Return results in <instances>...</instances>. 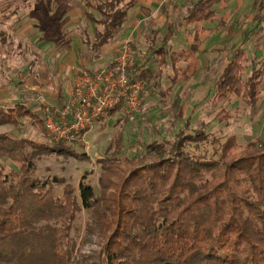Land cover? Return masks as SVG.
Instances as JSON below:
<instances>
[{
  "label": "trees",
  "instance_id": "1",
  "mask_svg": "<svg viewBox=\"0 0 264 264\" xmlns=\"http://www.w3.org/2000/svg\"><path fill=\"white\" fill-rule=\"evenodd\" d=\"M221 1L189 0L164 33L152 31L147 46L157 70L147 68L136 75L141 66L135 65L133 77L143 78L164 97L187 70L177 63L195 65L199 43L212 32L202 23L212 19ZM134 4L135 0H86L92 12L86 11L85 17L95 25L91 36L82 37L89 61L117 38ZM184 26L192 27L194 42L186 50L172 51L168 42ZM243 60V51L236 50L216 80L213 98L240 96L253 116L264 65L251 59L243 77ZM163 75L170 83L164 90ZM153 77L158 85L151 82ZM117 112L109 110L102 120ZM229 118L223 110L215 115L219 121ZM43 120L24 102L0 105V126L22 127L27 121L45 130ZM171 137L142 144L141 153L130 158L119 155L120 128L112 153L97 159V189L81 180L76 193L58 177L39 178L33 159L55 152L85 158V153L64 141L28 152L33 141L0 133V264H73L76 241L71 231L82 208L92 213L89 229L96 227L104 238L96 264H264V139L238 151L235 135L222 139L205 130L190 132L189 119Z\"/></svg>",
  "mask_w": 264,
  "mask_h": 264
},
{
  "label": "rangeland",
  "instance_id": "2",
  "mask_svg": "<svg viewBox=\"0 0 264 264\" xmlns=\"http://www.w3.org/2000/svg\"><path fill=\"white\" fill-rule=\"evenodd\" d=\"M18 1L20 0L15 1L14 7L19 4ZM188 1L158 0L160 10L167 8L170 13V17L166 19L164 13L167 11H162V17L165 20L163 19L160 24H157L158 28L163 30L165 27L163 22L173 21L182 15ZM9 2L10 0H0V6ZM239 4L241 5L240 11L234 13ZM221 5L222 3L220 2L214 6L215 13L217 11L219 16L229 14L228 18L225 19V25L230 24L231 28L235 26L237 31L234 34L238 36V42L241 41L243 36L242 26L248 28L253 26L264 12V0H229L224 6ZM236 13L239 15L237 16ZM241 14L243 15L241 16ZM248 17H251L250 21ZM216 24L217 22L215 21L208 24L213 29V33L208 38V41L202 44L201 49L203 50L196 52L198 68L193 71L185 82L179 83L167 94L164 104L161 102V95L157 89L148 87L146 83V93L139 112L132 114L121 112L106 121L99 120L85 133V139L80 138L70 144L80 153H85V158H77L56 152L36 154L33 159L36 165V175L41 179L58 177L63 180L64 184L74 186L76 193H78V184L81 180L97 189L98 175L100 173L97 159L112 153L114 137L120 128L123 131V146L119 155L130 158L141 153L142 144L153 139L161 140L173 136L184 126V122L188 119L190 132L205 130L222 139L228 135H235L240 145L238 151L257 138L264 139V78H262L261 93L253 116H251L247 105L240 96L231 94L220 101H215L213 98L216 80L238 46L236 40L225 29L217 30L215 28ZM184 28L181 32H176L175 39L172 38L170 40L168 44L170 47L172 46L176 49L173 40L177 47L183 44L187 46L185 38L192 36V27L187 26ZM141 30L143 33V28ZM128 32L129 30H124L121 34H118L117 39L121 37L123 40L121 39L118 43L116 50L122 41L128 39ZM17 40L18 38L15 36L13 38V46L16 45ZM135 45H133L136 50L135 65H142L145 63L143 61L145 59L149 60L147 66L155 69L157 61L154 57L148 55L145 45ZM251 51L253 49L250 47L246 49L247 59L242 61L246 66L243 77H246L250 71L249 59ZM22 58H28V56L24 54L23 57L20 56L18 58L16 63H19V66L22 64ZM2 74L4 76H0V89L6 88L3 83H5L7 77H5V72ZM11 75L13 77L11 79L12 83L19 80L14 75V72H11ZM151 80L153 82L154 79L151 78ZM161 84L163 90L169 86V81L164 75L162 76ZM14 85L11 84V89L16 93L19 90V84L15 82ZM16 95L20 96L19 94ZM4 98L8 100V94L3 91L0 94V100ZM1 104H4V102H0ZM37 106L38 104L34 107ZM37 108L39 109L40 107L38 106ZM220 110L228 113L230 118L222 121L216 120L215 115ZM120 118H125L126 120L117 122ZM0 133H7L16 138H25L33 141L35 147L28 145V152H33L41 144L55 141L46 130H42L35 123L32 124L27 121L22 127H15L10 124L1 125ZM208 148L211 150V146H208ZM4 163L7 166H13L7 161H4ZM56 191L59 192L60 189L57 188ZM88 225H92V213L82 208L75 214L74 228L71 231V236L76 241L73 264H80L79 261L87 264H96L100 261L98 253L104 238L99 236L96 227L89 229Z\"/></svg>",
  "mask_w": 264,
  "mask_h": 264
},
{
  "label": "crops",
  "instance_id": "3",
  "mask_svg": "<svg viewBox=\"0 0 264 264\" xmlns=\"http://www.w3.org/2000/svg\"><path fill=\"white\" fill-rule=\"evenodd\" d=\"M15 1L10 0L9 3L0 6V76H4L2 73L5 72V77H7L5 83H3L6 88H1L0 94L3 91L8 94V100L4 98L0 102H4L1 105L5 106L18 101L24 102L31 109L40 112V115L44 118L47 111L60 109L65 105L72 92L75 76L80 69L93 70L103 68L111 63L116 55V46L122 38H116L105 46L95 59L89 61L82 37L84 33L91 36L95 25L85 17L86 11L92 12L86 6V0H20L18 1L19 4L14 7ZM227 2L229 0H222L221 6H224ZM158 3V0H135V4L128 10L127 19L119 32L121 34L122 31L129 30L127 38L131 40V43L134 46H136L135 44H144L148 55L154 58L155 56L150 53L147 46L151 33L152 31L165 32L169 21L163 22L165 24L163 30L157 26L164 19L162 11H167L164 13L166 19L170 17L167 8L161 11ZM240 7L241 5L239 4L234 13L240 11ZM236 15L238 16L239 14L236 13ZM228 16L229 14L219 16L216 11L212 19L203 22L204 26L211 29L212 34L213 29L208 24L213 21L217 22L215 28L217 30L225 29L238 43L234 51L241 49L246 57V49L250 47L253 51H251L249 62L251 59H255L258 63L264 65V12L253 26H249V28L242 26L243 36L239 42L238 36L234 34L237 31L235 26L231 28L230 24L225 25V19ZM248 20L250 21L251 17H248ZM184 27L178 31L181 32L185 29ZM142 28L143 33L141 32ZM210 35L199 43L196 52L203 50L201 49L202 44L208 41ZM15 36H17L18 40L16 45L13 46V38ZM172 38H176V33ZM193 42L192 32V36L185 38L187 46L183 44L177 47L174 40L173 44L176 49L172 46L170 47V45L168 46L172 51L186 50ZM196 52L194 54L195 65L188 66L184 61L177 63L180 69H187L182 75V80L174 84L164 97L157 89L161 95L162 104H164L167 94L179 83L185 82L193 71L198 68ZM24 54L28 58H22V64L19 66V63L16 62ZM143 61L145 63L139 65L142 67L135 73L136 75H139L144 69H152L147 66L149 60L143 59ZM157 67L152 70H157ZM11 72H14L16 78H19V80L15 81L19 84V90L16 93L11 89V84L15 86V82H11V79H13ZM168 72L173 74V69L169 68ZM155 83L157 84V82ZM37 104L40 107L39 109L37 108L38 106L34 107ZM118 113L121 112L118 111ZM102 117L99 120L103 121ZM110 118L112 117L108 119Z\"/></svg>",
  "mask_w": 264,
  "mask_h": 264
},
{
  "label": "built area",
  "instance_id": "4",
  "mask_svg": "<svg viewBox=\"0 0 264 264\" xmlns=\"http://www.w3.org/2000/svg\"><path fill=\"white\" fill-rule=\"evenodd\" d=\"M136 50L131 40L125 39L116 50L111 63L98 69H80L74 79L73 89L65 105L47 111L43 123L46 132L55 141L72 144L109 110L132 114L141 109L146 93V82L133 77Z\"/></svg>",
  "mask_w": 264,
  "mask_h": 264
}]
</instances>
